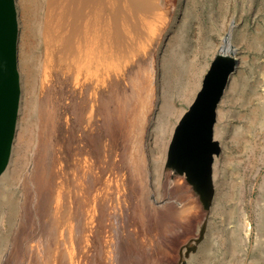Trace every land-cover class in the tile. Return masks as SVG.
I'll list each match as a JSON object with an SVG mask.
<instances>
[{
	"label": "rangeland",
	"instance_id": "1",
	"mask_svg": "<svg viewBox=\"0 0 264 264\" xmlns=\"http://www.w3.org/2000/svg\"><path fill=\"white\" fill-rule=\"evenodd\" d=\"M125 3L124 0H93L96 8L91 12H83V17L72 14V46L66 42L51 46L55 48L49 58L53 71L43 78V83H38L35 92L30 87H21L12 153L0 177V264H119L122 254L126 261L131 255L139 256V264H264V0L128 2L132 10L138 5L140 13L149 18L150 24L146 38L152 44L144 45L132 64L142 61L152 65L149 82L153 78L151 92L155 95L145 123L143 142L149 154L146 160V198L148 207L155 213L160 212L157 218L145 210L139 211L136 205L143 169L134 172L127 162L129 145L135 150L134 159L139 151L128 123L133 113L123 107V104L130 107L134 100L140 111L144 103L147 105L149 95L142 100L136 94L137 100L125 94L132 92L134 85L129 67L122 70L119 85L110 87L105 103L101 98L95 102L90 100L93 109L86 95L81 99L90 75L114 80L115 59H122L125 54L117 45L120 43L111 27L117 20V11L120 13L121 5ZM16 5L19 60L25 42L28 48L31 41L36 50L38 37L34 13L38 4L35 0H16ZM227 35L236 48L238 63L230 74L217 109L215 138L220 142L221 151L215 155V194L206 212L201 210L188 182L166 170L165 166L175 128L195 99ZM71 48L69 64L72 68L82 67L79 84L74 75L72 82L60 76L62 68L57 57ZM192 63H197L195 77L188 76L187 72ZM44 65L47 69L45 61ZM58 77L60 89L54 105L61 109L58 115L65 119L56 139L62 142V149L59 147L55 151L53 148L51 156V165L57 170L51 175L52 180H57L52 189L55 199L52 204L54 206L57 202V206H64V214L60 208L49 211L52 213L46 217L38 208V218L32 223L33 210L28 206L33 207V199L29 200L32 198L29 190L33 184L31 177L37 173L42 160L43 134L46 132L42 126L43 102L40 96L45 81L51 83ZM179 79H185L189 86L192 84V89L181 90V96L177 95L179 83L175 85ZM76 93L81 99L78 102L74 101ZM164 97L172 106L170 110L179 109L169 119L161 116ZM101 100L104 112L103 107L97 105L102 104ZM84 101L88 105L83 107ZM91 111L92 116H96L92 127V122L87 123ZM68 145L70 148H65ZM138 163L137 159V168ZM65 194L72 198L62 204L66 201ZM180 202L187 204L185 208L180 209ZM92 203L99 215H94L92 207L89 209ZM165 209L188 214L178 217L181 225L177 226V222L173 224L169 219L165 220L168 217ZM203 218L206 221L202 238L196 241ZM25 224L30 232L26 234L25 246L21 247L19 234L23 233ZM13 229L18 233L14 238ZM49 233L52 239H49ZM20 247V254H15ZM147 251L151 257L146 255Z\"/></svg>",
	"mask_w": 264,
	"mask_h": 264
},
{
	"label": "bare ground",
	"instance_id": "2",
	"mask_svg": "<svg viewBox=\"0 0 264 264\" xmlns=\"http://www.w3.org/2000/svg\"><path fill=\"white\" fill-rule=\"evenodd\" d=\"M35 1L38 4L35 7L36 13H34V15L36 14L34 19H36V23H37L36 34H37V37H38V40H37L38 42H35L36 50H34L32 48L31 41L28 44V48H27L26 42H25L24 48L22 49V52L19 53V60H18L19 61L18 67L20 69V83H21V87H27V88L30 87V89H32L34 92H35L36 88L38 87L37 86L38 83L39 82L43 83V81H42L43 78L45 79L46 76L50 75V73L53 71V70L51 71V62H50L49 58H51V54H52L53 50H55V48H51V46H56V45L62 44L64 42H66L67 44L72 46V18H73L72 14H77V15L83 17V12H88V11L91 12L92 8H94V7L96 8V6H93V0H35ZM124 1L126 3L123 4L124 6L121 5L122 9L120 10V13H119V11H117V15H116L117 16V20L115 21V24L111 28L112 29L114 28L113 29V33L117 36V39H118V41L120 43V44H117V45L120 46V48H121L122 52L125 54V56H124V58H122V59L120 58L119 60L115 59L116 62H115V65L113 66V72H114L113 73V76H114L113 82L109 81V79H107L106 76L99 77V78H93V76L90 75L87 78L88 83L85 84L86 88H84V89H86V90L81 95L82 96L81 99L82 98L85 99L86 96H87V101H89V103H91L90 100L92 102H95V99H98L97 101H99L100 98L102 100H104L105 97H106L105 95L108 94L107 92L109 91L110 87H112V86L116 87L117 85H119V83H120L119 77H121L122 70L125 69V71H126L129 67H130L129 68L130 71L128 73L133 74L131 77H132V80L134 82V85H133L132 92H130V93L127 92L125 94L127 96H129V97L131 96V98L135 97L137 100H138V97L135 96L136 94H138L140 97H142L143 98L142 100L146 99V97L149 95L150 98H149V101H148L147 105H146V103H144V105H143V107H142V109L140 111H138L139 104L136 105L134 103V100L132 101L133 102L132 104H135L134 107H132V104H131L130 107L127 104L126 105L123 104V107H124L125 110L127 109L128 111L133 113L132 117L130 118L128 123H129V128H130V134L132 135L134 133L137 149L139 151L138 157H136L134 159L135 150H134V148L131 145H129L127 162H129L131 164V168L133 169L134 172L136 171V169H141V168L143 169V172H142V174L140 176V187L138 186V191H139L138 192V202H137L136 205H137V207H139L138 208L139 211L141 210V212H142V211L145 210L146 213H148L149 215L151 214L152 216L156 215V218H157V217H160L159 216L160 212H156L155 213L152 208H149L148 207L149 204L147 203V198H146L147 197V186H146V183H147V174H148L147 173L148 170H147L146 160H147V156L149 154L147 152V147H145L146 144L144 145V142H143L144 132H145V129H144L145 123L148 120L149 112L153 108L152 100H153L154 95H155V94L153 95V92H151V90H152L151 89V84H152L153 78H152V81L149 82L150 77H152V72H151V66L152 65L149 62L147 63V62H142V61L141 62H137L138 67H137L136 63L132 64L133 60L136 58L137 55H139V52H141L140 49L145 47L144 45H146V44H148V45L152 44V43H150V40L148 38H146V36L148 35V31L147 30L150 29V24L148 23L149 22V18L145 17L144 15H142L140 13L138 5L135 6L134 9L132 10V9H130L128 7V2L130 0H124ZM74 3H75V5H74ZM179 4H180V1H179ZM179 4L177 6V10L179 9ZM37 10H38V12H37ZM144 10H146V9H144ZM176 14H177V12H176ZM153 22L154 21H150V23H153ZM112 29L110 30V32L112 31ZM33 34H35L34 31L32 33V41H33V37H34ZM30 37H31V35H30ZM153 37L151 38V40L153 39ZM230 42L231 41L229 39V42H227V43L231 44ZM228 44L226 45L227 47H228ZM70 56H72V48H71V50H68L66 53H63L62 55H59L57 57L58 62L60 64L61 68H62L61 69L62 75H60V76L61 77L63 76L69 82H72V75H74L75 78H76V81H77L76 83L79 84V83H81L80 73L82 71V67L81 66H74L72 68V64L70 65L69 61H68ZM44 61L48 64L47 69H45ZM196 64L197 63H192L191 64V69L187 71L188 72V76L190 75V77H195V75L197 73L195 71ZM165 65L167 67V64H165ZM173 69H175V68H173ZM59 80H60V77H58V80L53 81L51 83L45 81V83L43 85V88H42V94H41L42 96H40L41 100L43 102L42 103L43 104L42 105V126L45 127L46 132L43 134L44 135V139H45V143L42 146L43 147V150L41 152L42 160L39 163V168H38L37 173L34 174L31 177L33 184H31L32 186H31L29 192H30L32 198H30L29 200L32 201V199H33V204L31 202L33 207H29L28 206V208L29 209L32 208V210H33L32 214H31V211H30V214H31L30 217H32V221H31L32 223H35V222H33V220L38 218V215L36 214V212L39 211L38 208L39 209L41 208V211H42L43 215H46V217L49 216V213H52V212H54V211H56L57 209H60V208L62 209V207L64 208V206H61V204H60V206H57V202H56V204L54 206H53L54 203L52 204V201L53 200L55 201V199L53 198L54 193L52 192V189L55 187L54 182H56L57 180L56 181L52 180L54 178H52L51 175H54V173H55L54 171L56 170V168H54V166L51 165V158H52L51 156H52L53 148H54L55 151H56V148L58 150L59 147H60V149H62L61 148V143L62 142H60V141L58 142L56 139H57V134L60 135V130H62L61 129L62 128V123L64 122V120H63L64 117H61V116L58 115L61 109L55 108V105H54L55 97L58 96V91H59L58 89H60L59 88L60 86L58 84ZM84 80L86 81V79H84ZM181 80L179 79L175 83V85L179 83L180 91H177V92H179V94H177L179 96L182 95V91L181 90L183 88L185 89V91L190 89V87L192 89V84L189 86L188 85L189 82H184L185 79L182 80V81ZM167 81H170V79L166 80V82ZM187 81H190V83H191L193 80H187ZM192 83H194V81ZM167 85H169V83H167ZM68 93L70 94V92H68ZM79 99H80L79 94L76 93L74 101L76 100L78 102ZM106 100L107 99L104 100V103L106 102ZM116 101H117V99H116ZM77 102H76V104H77ZM91 104H92V108H93V103H91ZM85 105H88V103L84 101L82 106L84 107ZM97 105L98 106L101 105L103 107V101H102V104L99 103ZM147 106H149V107L147 108ZM170 107H172V106L169 104L168 100H166V98L164 97L163 108H162L163 111L161 113V116L164 119H169L170 116L173 113H176L179 110V109H177V108L175 109L173 107L174 110L172 109L173 110V112H172V110H170ZM136 108H137V110H134ZM101 110H103L102 112H104L105 108L103 107ZM89 116L90 117H89V120L87 121V123L90 124L92 122L91 123L92 124L91 127H92L93 124H94V121L96 119V116L95 115L92 116V111H91V114ZM109 117H111V115H109ZM62 120H63V122H62ZM106 123H107V121H106ZM100 128H101V126H100ZM76 138L78 139V137H76ZM70 145H71V143H70ZM66 147L70 148L69 145L65 146V148ZM97 150H99V149H97ZM64 152H66V151H64ZM133 154H134V157H133ZM62 156H64V155H62ZM137 159L139 161L138 168H137V164H136L137 163ZM62 162H64V161H62ZM68 163H70V162H68ZM64 165L65 164H63V166ZM70 165H71V163H70ZM82 167H84V166H82ZM81 169L83 170V168H81ZM59 170H60V168H59ZM66 171L68 172V170H66ZM66 171H64V172H66ZM59 172H57L58 175L62 176V175L59 174ZM98 172H100V169H98ZM89 173H90V171H89ZM91 173H93V172H91ZM65 175L66 174H64L63 176H65ZM93 175L95 176L94 173H93ZM90 176H91V174H90ZM216 176H218V175L216 174ZM25 177L27 179V176H25ZM91 178H93V177H90V179ZM26 179H24V180H26ZM65 179H66V177H65ZM68 179H69V175H68ZM27 184L24 183L23 185H27ZM29 187H30V185H29ZM1 191L2 190L0 189V194H1ZM192 193L194 194L195 192L192 191ZM30 194H29V196H30ZM92 194L93 193H91V195ZM65 195H66L65 196V200L66 201H62V204H65V202H67L68 200H70L72 198L71 195H67V194H65ZM25 199H27V198H25ZM29 200L27 201L28 203H29ZM89 200H91V199H89ZM92 200H93V198H92ZM11 202H12V200L9 201V204ZM3 203H5V202H3ZM165 204H167V203H165ZM0 205H2V202H1ZM28 205H30V204H28ZM186 205L187 204L183 205L180 202L179 207H180V209H183V208H185ZM12 206H14V204ZM51 206H53V209L50 208ZM91 207H92V210H93L92 212L94 213V215H96V214L99 215L98 210H97L96 206L94 205V203L90 204L89 209ZM199 209H201V208H199ZM51 210H53V211L49 212ZM148 211L151 212V213H149ZM165 211H166L167 216H168L167 219H165V220L169 219L170 220L169 222H173V224H175V222H177L176 225L178 224L179 226L181 224L178 223L179 222L178 217H181V218L183 216L186 217V215L188 214V213L187 214L186 213L185 214H179V212L177 210L176 211H172L171 209H167V210L165 209ZM170 211H172V212H170ZM61 212H63V209H62ZM30 214H28V215H30ZM41 214H40V216H42ZM63 214H64V212H63ZM30 217H28V218H30ZM150 219H151V217H150ZM29 220H31V219H29ZM91 222H94V221H91ZM156 224H158V223H156ZM168 225H170V224H168ZM176 225H175L174 229H176ZM22 227H24V226H22ZM32 227H33V225H32ZM154 227L155 226H153V228ZM31 229H33V228H31ZM15 230L16 229H13V234H12L13 238H14V236H16V233H17V231L15 233ZM29 232H30L29 231V226L27 224H25V228L23 230V233L19 234L21 247L25 246V242H26L27 237H28V236H26V234L29 235ZM88 232H90V231H88ZM90 233H92V231ZM87 235H88V233H87ZM48 236H49V239H52V235L50 233L48 234ZM49 243H53L52 240H49ZM14 246H15V244H14ZM21 247H20L19 251H17V252L15 251L16 252L15 254H20L21 249H22ZM143 247H144V245L142 246V248ZM16 249H17V247H16ZM151 252H152V250H151ZM11 253H12V251H11ZM146 255L148 257H151V255H150V253H148V251H147ZM141 257H142V255H141ZM139 259H140L139 256L137 258L136 256L133 257V255H131V258L126 261V258L123 257V254H122V256L119 259V264H125L126 262H127V264H139L140 263V261H138ZM6 260L8 261L7 258H6ZM97 264H100V263H97Z\"/></svg>",
	"mask_w": 264,
	"mask_h": 264
},
{
	"label": "water",
	"instance_id": "3",
	"mask_svg": "<svg viewBox=\"0 0 264 264\" xmlns=\"http://www.w3.org/2000/svg\"><path fill=\"white\" fill-rule=\"evenodd\" d=\"M18 36L16 0H0V177L10 161L21 100ZM229 39L227 35L195 99L177 124L165 166L188 182L206 212L215 194V155L221 151L220 142L215 138L217 109L238 63L236 48L227 43ZM205 219L196 241L202 238Z\"/></svg>",
	"mask_w": 264,
	"mask_h": 264
}]
</instances>
